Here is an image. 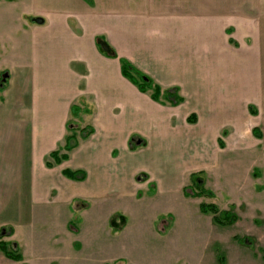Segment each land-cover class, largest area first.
<instances>
[{
	"label": "crops",
	"instance_id": "0c3cea01",
	"mask_svg": "<svg viewBox=\"0 0 264 264\" xmlns=\"http://www.w3.org/2000/svg\"><path fill=\"white\" fill-rule=\"evenodd\" d=\"M7 1L21 3L25 16L31 17L8 34L14 44L3 46L0 57V229L13 224V236L5 237L9 242L14 241L17 227L27 226L34 237L29 250L22 245L20 252L15 244L21 256L18 262L73 258L72 248L79 249L83 241L76 238L85 229L80 221L93 198L107 190L131 198V203L143 201L148 208L174 196L178 208H154L152 222L161 243L179 226L198 227L204 217L197 216L198 211L215 228L212 214L199 210L208 196H189L184 190L196 181L197 169L214 180L208 172L214 167V135L223 131V123L215 124L212 117L218 104L223 107L224 102L240 98L234 111L239 109L244 119H232L229 128L242 132L249 101L244 92L248 89L254 98L260 97L257 104L264 100V0ZM123 61L148 79L145 92L123 74ZM155 87L160 90L157 100L149 96ZM200 95L207 103L187 105V100ZM176 98L181 102L173 105ZM150 107L162 115L149 113ZM171 112L176 114L177 128L165 122L164 114ZM182 126L189 129L180 131ZM69 135L76 142L66 151ZM133 139L141 140L140 146ZM149 145L148 161L143 149ZM52 152L67 157L56 163ZM151 161L158 172L144 165ZM67 170L83 172L84 178H71ZM224 177L230 183V177ZM245 181V176L235 177L242 191L239 215L215 202L205 203L232 212L233 224L244 213L245 203L264 211L261 191L244 187ZM209 187L203 186L213 193L208 198H214ZM128 208L107 218L126 214V224L111 228L114 233L130 227ZM54 209L62 222L43 225L50 231L49 250L37 235L36 223L31 227L34 216L46 218ZM258 211L251 214L256 223L252 215ZM70 212L79 216L78 223L66 222ZM188 212H194L193 219L188 220ZM260 214L264 223V213ZM217 241L222 245L214 240L212 252ZM121 259L114 261L119 264ZM11 260L0 252V261Z\"/></svg>",
	"mask_w": 264,
	"mask_h": 264
},
{
	"label": "rangeland",
	"instance_id": "374dc122",
	"mask_svg": "<svg viewBox=\"0 0 264 264\" xmlns=\"http://www.w3.org/2000/svg\"><path fill=\"white\" fill-rule=\"evenodd\" d=\"M23 9L24 6L21 3L0 0L1 58L4 55L3 46L9 48L10 44H14L13 39L7 38L8 34L18 31L20 24L24 20L31 21L30 16H25ZM17 36L21 37L22 32L19 31ZM130 72L139 81H148L146 77H143L134 68ZM4 74H7V71ZM1 83L0 85H2ZM148 85L153 88L151 83H148ZM152 93H149V96ZM244 95L249 100L246 102L247 123L244 125V131L238 132L234 131V128H229L232 126V119L237 118L238 121H243L244 119L239 109L234 111L241 102L238 97L233 101L224 102L223 107L221 104H218L219 108L215 109L212 116L214 117L213 121H215V124L223 123L221 126V128L223 127V131L214 135V148L212 150L214 167L211 169V171L213 170L212 173L210 170L208 172V174H212L214 180L208 177L205 170H195V179L197 181L195 183L208 188L212 186L215 191L214 198L205 197L203 200L205 202H215L220 208H229L236 215L242 212L241 208L243 206L239 205L238 197L242 191L239 184L235 183V177L245 176L247 181H245L244 187L249 185L250 189L254 188L256 191H261L262 196H264V100L257 104L255 101L260 97L254 98V94L248 91V89L244 92ZM205 99V96L200 95L199 98H192V100H187L188 102L186 103L188 106L194 107L200 103H207ZM174 100L175 104L173 105L181 102L177 98ZM148 112L155 116L162 115V112L158 113V110H152L151 107ZM164 115L167 124L172 122L175 123V127L177 126L178 122L176 121L175 113L171 112ZM193 117L195 118V116ZM166 128L172 127L167 126ZM253 128H256L259 136L253 132ZM185 129L189 128L180 127V131ZM137 139H133V143L140 146L141 140ZM149 148H152L151 145L143 149V151H146L144 154L148 161L147 157L150 155ZM194 148L197 149V147L192 145V149ZM196 151L200 152V149L198 148ZM208 151L210 152L211 149ZM137 155L140 157L142 151H139ZM144 165L151 171H159L157 165L152 161L145 162ZM142 174L143 172L139 174L141 180L145 178ZM223 175L230 177V183ZM226 185L229 186L226 188ZM102 195V197L93 198L94 202H92L89 211L86 213V217L82 221H80L78 215L72 214V212L67 215L66 222L68 219H72L74 223L80 221V225L82 224V227L85 226V229L83 231L80 230V234L76 236V238L78 237L79 240L83 241L80 242L81 246L79 249L76 247L72 248L74 251L73 258H70L68 261L64 258L59 261H37L33 262V264H117L114 261L117 258H122L118 261L119 264L120 262H123V264H264V223L260 214V212L264 213V211L252 203H245V211L241 214L238 222L228 227L218 225L215 228L210 227L206 222V215L198 211L197 216H204L201 217L203 218V222L198 227L194 225L179 226L172 236H169L164 243H161L158 239V230L152 222L154 208L156 210L163 207L178 208L176 205L180 203L178 200L176 203L174 196H166L160 200L159 205L156 204V206H153L154 208H148L145 202L134 201V203H131V198L112 192V190H107ZM127 205L131 209V213L125 210L122 211L130 215V227L127 230L114 233L111 230L110 223L106 225L107 221H110L107 218L110 213L119 209H125ZM256 211L259 214L257 213L252 216L258 221L257 223L251 219V214H254ZM124 214H116L115 222L117 224H126V214ZM192 214L194 215V212L187 213L188 220L193 219ZM59 219H62L61 214L56 209L50 211L46 218L38 219L35 216L33 217V226L31 228L33 229L36 223L35 229L38 231L37 235L39 238H44L46 249L49 247V250H51L52 244L48 240L50 231L48 227H43V225L44 223H61L62 221H59ZM12 225V223H7L6 226L0 229V241L6 242L8 249L13 245V248L17 250L15 244L19 246L20 252H22V245L27 246L28 250L31 249L30 240L34 237L31 235L32 230L26 229L27 226L16 228L17 234H14L15 239L13 242L5 239V237L13 236L10 231ZM37 231L34 232L36 233ZM56 231L59 230H53V232ZM245 233L249 235L243 236L242 234ZM251 234L253 235L251 236ZM235 236L246 237V240H244L245 238L236 240ZM226 237L229 238V241H227ZM214 240H219L222 242V245H219L218 241L215 242L212 252L211 243ZM39 248H42V246H39ZM18 261L11 260L10 264H20ZM0 264H5V262L0 261Z\"/></svg>",
	"mask_w": 264,
	"mask_h": 264
},
{
	"label": "trees",
	"instance_id": "16d2710c",
	"mask_svg": "<svg viewBox=\"0 0 264 264\" xmlns=\"http://www.w3.org/2000/svg\"><path fill=\"white\" fill-rule=\"evenodd\" d=\"M132 70V66L129 65L128 62L123 61L122 62V71L123 74L128 77L131 81H133L134 83H136L139 87V89L142 92H145L147 90L145 84L146 82L143 81H139L134 74H132L130 71ZM144 77V76H143ZM143 79V78H141ZM145 83V84H144ZM160 95V90L158 87L154 88V92L152 93L151 97L153 100H157L158 97ZM168 96V95H167ZM170 97V96H169ZM253 132L259 136V133L257 132L256 128H253ZM75 137L73 135H69L67 137V142L65 144V150L69 151L74 145H75ZM51 158H53L54 162H59L62 159L67 157V154H61L60 156L58 155V152H52L50 154ZM51 163L47 162V166H50ZM66 173L68 174V176H70L71 178H76V179H83L84 175L83 172H79V171H69L67 170ZM197 182V181H195ZM193 181L192 186L189 188H185L184 193L189 195V196H194V197H200V196H208V197H213V193L210 190H206L205 188H203V186L201 184L195 183ZM199 210L202 213H210L213 216V221L220 225V226H229L231 224H233L236 220V216L230 212V211H223V210H219V208L217 207L216 204L214 203H205L202 202L199 204ZM116 221V215H113L110 218V225L113 229H120L121 226H123L121 223L117 224ZM1 238V237H0ZM237 240H240L239 238ZM0 252H2L6 257L18 261L20 260L21 256L20 254L17 252L16 249H14L13 247H10V249H8L6 242L4 241H0Z\"/></svg>",
	"mask_w": 264,
	"mask_h": 264
},
{
	"label": "water",
	"instance_id": "95a60500",
	"mask_svg": "<svg viewBox=\"0 0 264 264\" xmlns=\"http://www.w3.org/2000/svg\"><path fill=\"white\" fill-rule=\"evenodd\" d=\"M35 21L38 22V23H41L42 22V19L41 18H35ZM106 48V46H104Z\"/></svg>",
	"mask_w": 264,
	"mask_h": 264
}]
</instances>
